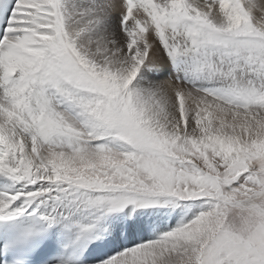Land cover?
Listing matches in <instances>:
<instances>
[{"label":"snow or ice","instance_id":"snow-or-ice-1","mask_svg":"<svg viewBox=\"0 0 264 264\" xmlns=\"http://www.w3.org/2000/svg\"><path fill=\"white\" fill-rule=\"evenodd\" d=\"M0 264H264V0H0Z\"/></svg>","mask_w":264,"mask_h":264}]
</instances>
